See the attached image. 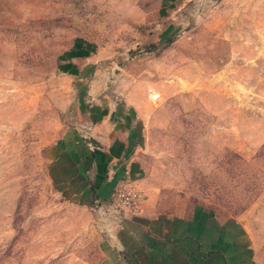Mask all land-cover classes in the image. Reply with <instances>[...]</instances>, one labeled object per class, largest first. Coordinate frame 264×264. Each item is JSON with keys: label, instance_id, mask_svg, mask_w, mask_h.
I'll return each instance as SVG.
<instances>
[{"label": "rangeland", "instance_id": "374dc122", "mask_svg": "<svg viewBox=\"0 0 264 264\" xmlns=\"http://www.w3.org/2000/svg\"><path fill=\"white\" fill-rule=\"evenodd\" d=\"M116 109L145 172L114 191L237 220L264 264V0H0V264L128 263L125 206L71 178L77 127Z\"/></svg>", "mask_w": 264, "mask_h": 264}, {"label": "crops", "instance_id": "0c3cea01", "mask_svg": "<svg viewBox=\"0 0 264 264\" xmlns=\"http://www.w3.org/2000/svg\"><path fill=\"white\" fill-rule=\"evenodd\" d=\"M112 110L103 112L100 121L78 126L72 139L84 142L71 176L74 191L91 205L111 204L108 200L118 186L143 185L140 128L132 118ZM153 200L147 198L136 210L122 206L121 218L110 224L115 252L127 259L124 264H261L258 247L254 242L249 246L239 221L219 220L196 206L187 214H153L145 207Z\"/></svg>", "mask_w": 264, "mask_h": 264}, {"label": "built area", "instance_id": "2783aa9c", "mask_svg": "<svg viewBox=\"0 0 264 264\" xmlns=\"http://www.w3.org/2000/svg\"><path fill=\"white\" fill-rule=\"evenodd\" d=\"M113 195L119 202H121V204L128 208H134L136 206L135 201L137 200L138 195L131 189L114 191Z\"/></svg>", "mask_w": 264, "mask_h": 264}, {"label": "water", "instance_id": "95a60500", "mask_svg": "<svg viewBox=\"0 0 264 264\" xmlns=\"http://www.w3.org/2000/svg\"><path fill=\"white\" fill-rule=\"evenodd\" d=\"M92 189H93V187H92Z\"/></svg>", "mask_w": 264, "mask_h": 264}]
</instances>
